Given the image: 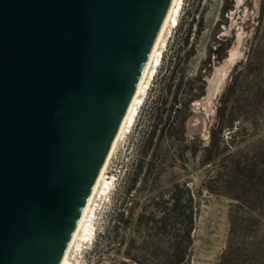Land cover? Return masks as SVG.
I'll use <instances>...</instances> for the list:
<instances>
[{
    "label": "water",
    "instance_id": "obj_1",
    "mask_svg": "<svg viewBox=\"0 0 264 264\" xmlns=\"http://www.w3.org/2000/svg\"><path fill=\"white\" fill-rule=\"evenodd\" d=\"M169 2L0 0V264L59 262Z\"/></svg>",
    "mask_w": 264,
    "mask_h": 264
},
{
    "label": "rangeland",
    "instance_id": "obj_2",
    "mask_svg": "<svg viewBox=\"0 0 264 264\" xmlns=\"http://www.w3.org/2000/svg\"><path fill=\"white\" fill-rule=\"evenodd\" d=\"M168 32L134 118L108 158L104 171L109 185L93 198L90 235L73 249L74 264H118L114 251L121 243L111 234L115 213L129 211L133 215L152 197L167 200V192L160 194L157 187L169 181L188 187L194 201L186 264H220L228 214L234 209L235 215L242 211L234 207L237 199L260 198L253 213L260 215L258 223L264 230V188L256 191V175L264 181V0H180L176 22ZM217 55H221L219 60ZM170 69L172 84L182 71L196 76L194 85L204 79L203 93L184 107L187 95L181 87L177 90L171 107L175 112L165 120L166 111L162 110L157 124L156 151L152 146L142 157L143 163L155 158L159 165L147 174L140 173L141 179L123 196L141 157L139 145L155 120L154 111L159 110L158 97L169 99L164 88ZM203 95L210 99L207 107L190 104ZM193 113L204 114V134L181 136L185 134L183 120ZM151 209L158 213L147 204L146 210Z\"/></svg>",
    "mask_w": 264,
    "mask_h": 264
},
{
    "label": "trees",
    "instance_id": "obj_3",
    "mask_svg": "<svg viewBox=\"0 0 264 264\" xmlns=\"http://www.w3.org/2000/svg\"><path fill=\"white\" fill-rule=\"evenodd\" d=\"M190 28V26H188ZM186 55V54H185ZM221 55H217V60ZM208 65L210 61L208 60ZM173 66L171 65V68ZM209 68V67H208ZM169 80L165 84L164 91L169 94V99L165 96L158 97L159 105L154 111V122L145 134L139 152L141 157L135 162L133 174L129 177L128 182L123 190V196L134 187L136 180L141 179L139 174L144 175L151 167L159 165L158 159H148L143 163V156L150 147L154 146V136L157 131V124L161 120L162 110L166 111L165 120L171 117L174 109L171 108L177 98V90L181 87L183 94L187 98L183 102V106L187 107L188 101L201 95L204 90V79L199 73L197 77L201 78L200 85H194L196 76L188 75L182 71L179 79L172 84L173 70ZM173 85V89H172ZM165 104H167L165 106ZM180 103H178L179 105ZM162 125L159 131L162 133ZM186 134H181L185 136ZM156 151V148L154 149ZM162 154L159 157L162 158ZM145 164V165H144ZM142 168L143 171H142ZM258 186L256 191H263L264 181L260 176L256 175ZM255 180V181H256ZM253 184V183H252ZM160 194L167 192L168 199L162 197L150 198L149 205L158 211L146 210L143 205L140 211L135 214L126 211H118L115 213L116 222L112 226V237L118 243H121L118 251V264H186L192 244L191 229L194 219V201L191 191L184 184L169 181L163 187H157ZM164 189V190H163ZM259 196V195H258ZM170 201L166 204V201ZM234 205L236 209L241 208V212L235 215L234 212L228 214V230L226 234L225 245L219 254L220 264H264V230H260L258 219L260 215L255 212L257 206H260V198L253 199H237ZM241 206V207H240ZM233 211V209H230ZM259 216V217H258Z\"/></svg>",
    "mask_w": 264,
    "mask_h": 264
},
{
    "label": "bare ground",
    "instance_id": "obj_4",
    "mask_svg": "<svg viewBox=\"0 0 264 264\" xmlns=\"http://www.w3.org/2000/svg\"><path fill=\"white\" fill-rule=\"evenodd\" d=\"M179 6H180V0H170L165 10L163 19L152 40L150 51L144 69L139 79L137 80L135 87L131 92L128 104L123 112L121 122L118 124L113 134L109 149L107 150L104 156L101 168L97 176L95 177L92 186L88 191V194L84 200V203L78 215V219L75 224V227L69 236L67 245L64 248L62 256L57 264H74V260L72 261L71 259V253L73 249L78 245L80 241L88 238V236L90 235V227H91L90 215H91V207L93 206L92 205L93 198L95 195L98 194L97 192L99 190L104 191V189L107 188V186L109 185V181L105 176V171H104L106 163L117 140L127 130V127L130 125L131 121L133 120L137 108L141 103V99L145 93V90L149 83V79L151 78L152 73L156 69V66L158 64L159 56L161 55L162 47L165 43L166 34L169 30V27L175 24L176 22V13L178 11Z\"/></svg>",
    "mask_w": 264,
    "mask_h": 264
}]
</instances>
